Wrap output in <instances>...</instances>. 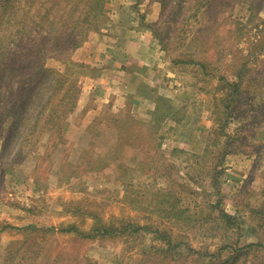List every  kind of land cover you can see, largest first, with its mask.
Here are the masks:
<instances>
[{"label": "rangeland", "instance_id": "obj_1", "mask_svg": "<svg viewBox=\"0 0 264 264\" xmlns=\"http://www.w3.org/2000/svg\"><path fill=\"white\" fill-rule=\"evenodd\" d=\"M0 24V264H264V0H0ZM126 38L148 109L86 79Z\"/></svg>", "mask_w": 264, "mask_h": 264}, {"label": "crops", "instance_id": "obj_2", "mask_svg": "<svg viewBox=\"0 0 264 264\" xmlns=\"http://www.w3.org/2000/svg\"><path fill=\"white\" fill-rule=\"evenodd\" d=\"M109 41L115 42L116 39L112 40V38H110ZM136 43L137 42L129 41L126 38V40L121 42V50L111 51L113 52V60H99V62L92 64L95 70H92L87 75L89 78L86 79L87 81L93 82L92 90L95 94L104 93L103 96H110L111 99L113 97L119 100L124 99L126 103L131 106H138L141 103L145 104L144 102L149 103V98L157 89L152 79L153 71L149 69L150 66L141 52L143 48L141 44ZM118 44L119 43H117V46ZM100 51L102 50L100 49ZM153 67L156 70L160 69L159 64H155ZM134 68L139 69L132 70ZM130 82L136 85L134 88H136L138 84H141L145 93L137 95L135 91L132 92L129 90ZM94 83L97 84L94 85ZM147 103L145 104L146 109L150 107Z\"/></svg>", "mask_w": 264, "mask_h": 264}, {"label": "trees", "instance_id": "obj_3", "mask_svg": "<svg viewBox=\"0 0 264 264\" xmlns=\"http://www.w3.org/2000/svg\"><path fill=\"white\" fill-rule=\"evenodd\" d=\"M6 1H7V3H10L11 0H6ZM12 1L14 2L15 0H12ZM208 1L212 2L214 0H208ZM49 9L50 8H48V10ZM46 10L47 9H45V12L41 16L42 22L40 23V27H42L43 30L47 33V35L44 36L45 38L42 40V42L44 43L42 49L46 50L48 47H51L52 45H54V47L56 48V51H54V55H57V56L64 55L65 49L69 48V50H70V46L66 47V43L68 42V40H66V39L58 40L57 38L60 37V36H58L60 31L62 34H64L62 32V29H60V30H58V29H59V26L61 28L62 25L65 24L63 22V19L67 15L61 14L62 16H59V18L57 20H54V18H51V16H49V14ZM2 27H3L2 24H0V31H1ZM62 37H64V36H62ZM44 40H46V42ZM5 51L6 50H3L1 52V54H6L7 52H5ZM187 63H195V64L199 65L201 68H204V64L201 62H195L194 60H187ZM2 71L6 72L8 75H11V78L7 82L9 84V87H10V91H9L8 95H13L14 91H13V93L11 92L13 74L10 73L9 69L8 70H2ZM8 75H6V76H8ZM6 76H5V78H6ZM2 77H3V74H0V79H2ZM17 88L18 89L21 88V86L18 83H17ZM238 89H239V82L232 84L231 93H235L236 91H238ZM6 98H8V97H6ZM0 101L3 103L1 105L6 106V103L9 102L10 100L5 99L0 92ZM22 111H23V104L20 101L15 100L12 103H10L6 108L4 107L3 111L1 113L5 112L4 116H6L7 112H8L9 115L13 114V115H16L19 117V115L22 114ZM127 225L129 227L128 229H131V232H136V231H139L142 228H144L142 226L133 227L132 225H129V224H127ZM124 229H125V227L117 228V227L103 225L102 227L97 228L96 231L100 232L101 234H112V233H115L117 231L119 233L124 232L125 231ZM62 230L63 231H75L80 236H85V237L90 236L89 233H84V232L79 231L74 225H70L67 228H64Z\"/></svg>", "mask_w": 264, "mask_h": 264}]
</instances>
